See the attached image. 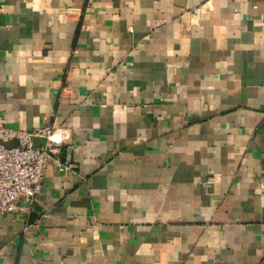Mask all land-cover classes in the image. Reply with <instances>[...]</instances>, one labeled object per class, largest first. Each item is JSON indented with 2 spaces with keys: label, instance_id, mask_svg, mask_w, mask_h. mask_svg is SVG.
<instances>
[{
  "label": "crops",
  "instance_id": "1",
  "mask_svg": "<svg viewBox=\"0 0 264 264\" xmlns=\"http://www.w3.org/2000/svg\"><path fill=\"white\" fill-rule=\"evenodd\" d=\"M0 116L70 165L0 264H264V0H0Z\"/></svg>",
  "mask_w": 264,
  "mask_h": 264
},
{
  "label": "built area",
  "instance_id": "2",
  "mask_svg": "<svg viewBox=\"0 0 264 264\" xmlns=\"http://www.w3.org/2000/svg\"><path fill=\"white\" fill-rule=\"evenodd\" d=\"M67 138L65 131L51 125L31 131L15 130L5 126L0 116V216L31 213L44 188L49 165L69 171L70 165L62 161L61 149Z\"/></svg>",
  "mask_w": 264,
  "mask_h": 264
},
{
  "label": "water",
  "instance_id": "3",
  "mask_svg": "<svg viewBox=\"0 0 264 264\" xmlns=\"http://www.w3.org/2000/svg\"><path fill=\"white\" fill-rule=\"evenodd\" d=\"M42 143H43V141H41ZM9 145H11V144H9Z\"/></svg>",
  "mask_w": 264,
  "mask_h": 264
}]
</instances>
